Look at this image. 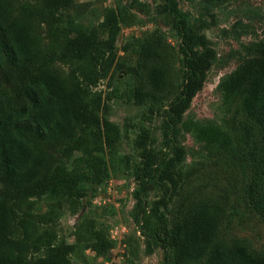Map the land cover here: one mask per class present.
Instances as JSON below:
<instances>
[{
    "label": "trees",
    "instance_id": "obj_1",
    "mask_svg": "<svg viewBox=\"0 0 264 264\" xmlns=\"http://www.w3.org/2000/svg\"><path fill=\"white\" fill-rule=\"evenodd\" d=\"M13 1L0 0V67H6L5 81L14 85L24 102L17 104L0 90V264H72L74 243L57 242L54 231L37 234L35 228L55 222L64 202L77 209L91 185H99L109 176L104 153L115 152L122 130L101 114L104 96L95 88L109 75L115 60L120 17L115 8H109L99 28L74 25L59 43L54 26L74 0H42L46 18L31 4H23L17 11ZM164 2L184 56L180 92L166 109L165 136L174 139L181 124L199 140L228 143L230 137L221 127L183 119L204 87L216 50L200 32L201 24L192 21L178 0ZM42 22L49 25L53 50L41 46L38 25ZM161 44L159 38H149L134 48L149 66L151 86V90L136 87L134 101L139 105L171 89ZM249 48L251 56L220 87L227 98L243 95V108L259 124L264 142V42ZM56 60L77 62L70 81L51 66ZM148 140L149 134L143 132L136 141L142 159L134 171L138 186L133 215L142 232L164 248L163 264H192L202 259L206 264H264V253L246 244L216 240L223 216L218 203L185 200L170 220L169 204L188 178L179 166L185 148L172 144L173 155L162 157L147 146ZM258 144L249 151L252 177L248 195L253 206L264 211V152ZM52 150L65 160L55 162ZM150 184L163 189L151 208L146 201ZM45 196L54 198L49 210L34 211L37 199ZM80 230L87 232V245L98 254L114 247L112 239L86 220ZM30 247L34 251L47 247L48 253L29 255L26 250Z\"/></svg>",
    "mask_w": 264,
    "mask_h": 264
},
{
    "label": "rangeland",
    "instance_id": "obj_2",
    "mask_svg": "<svg viewBox=\"0 0 264 264\" xmlns=\"http://www.w3.org/2000/svg\"><path fill=\"white\" fill-rule=\"evenodd\" d=\"M178 1L181 9L191 14L192 21L201 24L200 32L206 34L216 50L204 87L193 98L183 119L221 127L230 137L228 143L199 140L181 124L174 139L165 136L166 109L180 92L184 56L180 50L181 38L173 27V17L164 0H74L61 12L62 19L54 26L59 43H62L74 25L87 30L99 28L109 8H115L120 17L115 60L109 75L95 88L104 96L101 114L119 124L122 130L115 152L104 153L109 176L103 183L91 185L77 209L64 202L55 222L37 224L35 228L37 234L54 231L57 242L74 243L72 264L164 263V248L142 232L133 215L134 192L138 186L134 171L142 159L136 141L143 132L149 134L147 146L162 157L173 155L172 144L185 148L179 166L188 178L180 194L169 204L170 220L185 200L218 203L223 208V216L216 240L229 245L242 242L264 253V211L255 208L248 195L252 177L249 151L259 143L264 152L262 130L245 112L243 95L227 98L220 87V83L251 56L249 47L264 42V0ZM13 4L17 11L23 4H31L37 7L41 17H47L42 0H14ZM38 36L43 49L53 50V37L47 23L38 25ZM149 38L161 40L171 89L139 105L134 101L136 87L151 90V86L149 66L141 61L134 48ZM76 65L74 61L56 60L51 66L70 81ZM5 69L0 67V90L12 96L15 103L22 104L24 99L17 96L14 85L3 77ZM52 154L55 162L65 160L59 151L52 150ZM162 193L159 184H150L146 198L149 208ZM53 200L51 196L37 199L34 211L47 212ZM84 220L102 230L112 239L114 247L104 254L88 247L87 232L80 230ZM26 253L44 256L48 249L34 251L30 247ZM205 262L206 259H202L192 264Z\"/></svg>",
    "mask_w": 264,
    "mask_h": 264
}]
</instances>
